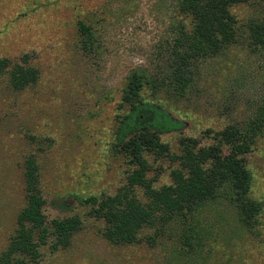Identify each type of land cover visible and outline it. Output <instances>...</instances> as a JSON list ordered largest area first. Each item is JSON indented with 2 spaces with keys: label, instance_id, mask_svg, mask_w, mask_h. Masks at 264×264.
<instances>
[{
  "label": "rangeland",
  "instance_id": "374dc122",
  "mask_svg": "<svg viewBox=\"0 0 264 264\" xmlns=\"http://www.w3.org/2000/svg\"><path fill=\"white\" fill-rule=\"evenodd\" d=\"M230 12L236 41L200 64L184 94L169 86L157 93L143 89L145 98L163 102L181 124L161 134L174 154L180 153V138L217 143L215 132L244 126L264 107V47L252 44L247 28L264 19V0H244ZM190 21L174 0H0V58L39 70L37 82L19 91L0 73V251L25 204L23 161L31 154L46 217L82 218L71 244L54 251L43 246L37 264H264V130L243 155L252 176L250 196L261 203L257 224L233 234L232 213L209 210V220L221 223L206 240L203 263L198 257L174 259V247L181 252L176 232L152 241L155 229L145 227L139 243H110L101 234L103 221L88 216L80 198L113 195L127 184L133 167L114 149L118 117L127 109L119 106L127 75H164L172 38ZM80 22L90 28V51L82 48ZM148 159L153 186L171 183L177 161ZM135 191L146 200L140 187Z\"/></svg>",
  "mask_w": 264,
  "mask_h": 264
},
{
  "label": "trees",
  "instance_id": "16d2710c",
  "mask_svg": "<svg viewBox=\"0 0 264 264\" xmlns=\"http://www.w3.org/2000/svg\"><path fill=\"white\" fill-rule=\"evenodd\" d=\"M178 9L190 18L189 25L177 28L170 44L168 70L160 78L132 70L121 92L120 107H127L118 117L114 131V149L133 167L127 184L113 195L80 197L87 215L103 221L102 236L116 245L141 241L145 227L154 228L156 237L165 232L178 233L179 249L174 259L206 258V240L217 235L216 224L207 216L209 210L220 215L231 212L233 234L255 228L261 203L250 196L252 176L243 155L250 151L264 130V107H260L244 126L228 125L214 133L217 143L201 146L196 138H180V153L170 151L161 134L177 130L181 124L160 100L143 96L148 86L157 93L171 87L184 94L194 82L200 64L217 56L236 41L235 18L230 7L244 0H174ZM248 34L255 47H264V19L248 23ZM84 38L82 48L93 47L90 28L79 23ZM0 73H7L9 85L19 91L35 84L39 70L25 63L0 58ZM172 91V90H171ZM172 91V92H173ZM168 157L178 163L170 172L171 183L154 187L147 178L148 159ZM38 163L31 154L23 161L25 204L18 211L15 228L0 251V264H37L41 248L51 251L66 248L82 228L77 214L48 219L46 200L40 189ZM142 189V201L136 188ZM67 207L65 201L58 203ZM158 232V233H157Z\"/></svg>",
  "mask_w": 264,
  "mask_h": 264
}]
</instances>
